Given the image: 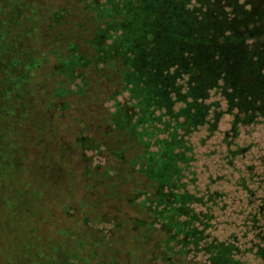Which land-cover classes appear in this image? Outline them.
Listing matches in <instances>:
<instances>
[{
	"label": "trees",
	"instance_id": "trees-1",
	"mask_svg": "<svg viewBox=\"0 0 264 264\" xmlns=\"http://www.w3.org/2000/svg\"><path fill=\"white\" fill-rule=\"evenodd\" d=\"M133 1L109 0L108 12L114 20L131 9L129 22L141 32L140 22L163 0H136L142 7L137 12ZM69 3L84 7L71 15L54 2L44 7V0H0V264H194L199 253L204 262L198 264H242L248 255L264 264V231L241 249L235 237L207 242L192 228L193 199L175 192L181 178L177 165L185 164V155L176 153L181 141H157L155 153L130 154L126 147L132 143L149 147L143 141L149 139L148 127L123 123L120 114L95 127L107 142L84 134V128H67L56 139L61 126L53 121L98 86L78 72L91 58L78 44L67 43L75 27L86 26L72 20L82 12L86 17L92 3ZM93 11L91 26L101 18ZM93 59L104 64L99 77L108 81V59ZM248 74H253L250 85L228 83L230 102L237 101L246 120L264 119L259 71ZM47 118L50 124L43 122ZM103 148L108 150L102 153ZM140 179L148 184L145 190L136 188Z\"/></svg>",
	"mask_w": 264,
	"mask_h": 264
},
{
	"label": "rangeland",
	"instance_id": "rangeland-1",
	"mask_svg": "<svg viewBox=\"0 0 264 264\" xmlns=\"http://www.w3.org/2000/svg\"><path fill=\"white\" fill-rule=\"evenodd\" d=\"M89 1L86 17L82 12L71 19L87 28L75 27L67 43L78 44L80 53L91 58L78 72L98 86L88 97L74 99L67 114L53 121L61 126L56 139H62L67 128H84V134L107 142L106 134L95 127L106 126L105 119L115 114L123 116V123L148 127L149 139L143 141L149 147L132 143L126 147L130 154L155 153L157 141L176 138L183 144L176 153L185 155V164L177 165L181 178L175 192L193 199L189 210L197 222L192 228L196 226L207 242L235 237L241 249L248 248L264 231L253 228L264 227V119L246 120L237 101L230 102L228 83L233 88L250 85L253 74L248 72L258 70L259 87L264 88V0H230L232 6L229 0H163L148 21L140 22L141 32L129 22L131 9L127 17L122 12L112 20L109 0ZM44 2V7L54 2L52 6L71 9V15L84 7L70 0ZM133 2L135 12L141 11ZM93 9L101 18L91 26ZM94 55L98 61L108 59V81L100 79L104 64L94 61ZM43 122L50 124L48 118ZM136 183L138 189L148 188L142 179ZM243 261L263 264L251 255ZM192 262H204L202 254Z\"/></svg>",
	"mask_w": 264,
	"mask_h": 264
}]
</instances>
